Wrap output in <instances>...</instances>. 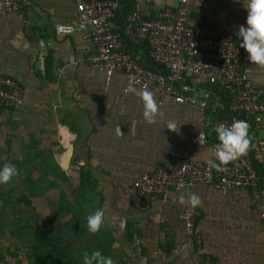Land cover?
I'll list each match as a JSON object with an SVG mask.
<instances>
[{"label":"crops","instance_id":"1","mask_svg":"<svg viewBox=\"0 0 264 264\" xmlns=\"http://www.w3.org/2000/svg\"><path fill=\"white\" fill-rule=\"evenodd\" d=\"M80 1L32 0L30 7L0 18V73L16 78L26 92L21 108L0 114V128L5 132L12 125H31L27 118L47 108L60 125L70 129L77 142L75 162L95 175L111 197L116 226L121 218L127 220L126 228L118 226L116 231L124 263L198 264L196 246L186 235V205L178 202L191 191L202 200L197 229L203 251L212 256L214 264H264V221L251 191L194 185L172 191L165 199L142 198L135 192L134 182L160 166L214 159L213 144L218 138L212 129L219 118L227 116L223 95L203 76L186 78L184 86L186 92L209 101L208 111L198 104L176 103L152 90L159 112L154 123H147L139 97L124 92V72L109 77L94 66L89 60L91 41L82 33L55 34L56 23L75 18ZM244 2L189 0L187 6L195 15L214 14L218 24H209L205 33L220 35L246 26ZM177 3L159 0L157 5ZM144 10L152 16L154 6ZM243 50L244 65L254 84L264 88V69L252 64ZM169 121L176 122L177 131L167 128ZM206 123L209 142L199 144L196 136ZM251 124V146L259 162L264 159V149L258 146L264 140V117L259 124ZM261 205L264 208V191Z\"/></svg>","mask_w":264,"mask_h":264},{"label":"built area","instance_id":"2","mask_svg":"<svg viewBox=\"0 0 264 264\" xmlns=\"http://www.w3.org/2000/svg\"><path fill=\"white\" fill-rule=\"evenodd\" d=\"M159 0H82L77 4L75 18L55 24L57 36L80 32L92 44L90 62L111 77L116 71L126 76L125 90L131 86L148 89L176 103L198 104L210 109L207 99L186 92L184 80L203 76L211 85L227 90L232 102L229 118H219L217 124L230 126L236 119L259 124L264 117V88L258 87L244 65V50L236 32L206 34L209 24H218L214 14L195 15L188 8L189 0H178L174 6L157 5ZM128 3L130 10L124 27H115L117 12ZM32 0H0V18L9 12L24 10ZM153 5L152 16L145 6ZM35 21L37 18L34 19ZM129 44L140 46L131 51ZM145 47L154 61L163 66L153 70L143 64ZM26 101L22 84L14 77L0 73V114L21 108ZM221 106V104H219ZM223 109V108H222ZM199 144L209 142L207 123L196 136ZM219 141L213 144V148ZM264 149V140L258 142ZM212 160L186 159L177 167L160 166L144 173L133 184L142 198H167L172 191H185L190 186L204 185L220 189L251 191L264 221L262 197L264 191V159L258 162L252 146L239 159L218 171ZM198 207L186 205L183 218L186 235L193 241L198 264H214L212 256L203 251V239L197 229Z\"/></svg>","mask_w":264,"mask_h":264},{"label":"rangeland","instance_id":"3","mask_svg":"<svg viewBox=\"0 0 264 264\" xmlns=\"http://www.w3.org/2000/svg\"><path fill=\"white\" fill-rule=\"evenodd\" d=\"M35 112L26 117L31 125L0 128V167L11 163L21 172L0 185V264H41L50 254L58 264H83L84 252L97 249L126 264L111 197L74 155L67 168L60 162L59 121L50 109ZM97 208L106 209L105 225L93 235L86 216Z\"/></svg>","mask_w":264,"mask_h":264},{"label":"clouds","instance_id":"4","mask_svg":"<svg viewBox=\"0 0 264 264\" xmlns=\"http://www.w3.org/2000/svg\"><path fill=\"white\" fill-rule=\"evenodd\" d=\"M244 7L247 11L246 26L240 25L235 35L237 38H242L240 47L248 53V59L252 64L264 69V0H246ZM126 91L139 97L142 102L143 120L149 124L154 123L159 112L155 93L146 86L138 90L130 85ZM166 126L169 130L177 131L175 121H169ZM250 127L249 122L243 119L234 120L230 126L218 124L213 127L212 131L217 134L219 141L212 151L214 161H219V164L213 162V166L218 171L225 170L221 166H227L249 151L252 143L249 134ZM20 174V169L15 164L6 163L0 167V185L8 184ZM178 202L181 205H190L192 208H196L201 205L202 200L199 195L189 191L182 194ZM105 216L106 209L104 208H97L93 213L88 214L86 216L88 232L93 235L100 232L105 225ZM118 226L124 230L127 226L126 218H121ZM82 259L83 264H114L110 256H104L98 249L91 251V253L84 252Z\"/></svg>","mask_w":264,"mask_h":264},{"label":"trees","instance_id":"5","mask_svg":"<svg viewBox=\"0 0 264 264\" xmlns=\"http://www.w3.org/2000/svg\"><path fill=\"white\" fill-rule=\"evenodd\" d=\"M129 10H130V5L128 3H125V5L117 12V17L114 19V23L116 25V28H117V26L119 24L120 27L118 29H120V30L122 29V24H123L124 21H126L127 14L129 12ZM129 49L131 51L138 52L139 49H140V46L129 44ZM143 58H144L143 64L146 67H148L150 69H153V70H161V69H163V66L158 64V63H156L154 61V59L151 57L149 49L147 47H145V52H144ZM216 87L219 89V92L223 95V100H224V103H225L224 104L225 108H223V109L225 111L224 113L227 114V116H225V118H229L232 115H234V113L229 110V106H230V104L232 102L231 95L227 92L226 89H224L222 87H219V86H216ZM249 124L252 127L251 122H249ZM251 127L249 129L250 136L252 135L250 133V130L253 129V127L252 128ZM38 260L41 262V264H58V262H59V258L54 257L52 254H50L49 257L38 258Z\"/></svg>","mask_w":264,"mask_h":264},{"label":"bare ground","instance_id":"6","mask_svg":"<svg viewBox=\"0 0 264 264\" xmlns=\"http://www.w3.org/2000/svg\"><path fill=\"white\" fill-rule=\"evenodd\" d=\"M60 132H61V147L59 148L57 156L60 162L67 168L69 165L68 154L70 150L71 139L73 138V133L70 131V129L67 126L63 124L60 125Z\"/></svg>","mask_w":264,"mask_h":264},{"label":"water","instance_id":"7","mask_svg":"<svg viewBox=\"0 0 264 264\" xmlns=\"http://www.w3.org/2000/svg\"><path fill=\"white\" fill-rule=\"evenodd\" d=\"M74 148H75V145H74V143H71L70 144V150H69V154H68V157H69V162H70V158H71V156L73 155V153H74Z\"/></svg>","mask_w":264,"mask_h":264}]
</instances>
